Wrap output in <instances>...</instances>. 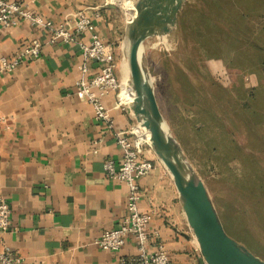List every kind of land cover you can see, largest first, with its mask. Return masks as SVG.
<instances>
[{"label":"crops","instance_id":"1","mask_svg":"<svg viewBox=\"0 0 264 264\" xmlns=\"http://www.w3.org/2000/svg\"><path fill=\"white\" fill-rule=\"evenodd\" d=\"M13 1L56 23L72 24L85 9L93 15L95 30L117 51V5H107L106 0ZM122 1L129 15L134 3ZM50 37L46 27L27 18L0 28V57L18 55L35 39L42 46L38 56H24L18 66L0 74V195L11 208V227L0 231V251L9 249L19 264H121L138 253L135 237L118 251L94 240L127 217L129 186L109 177L104 161L111 157L119 166L123 148L116 133L137 119L116 106V91L103 97L111 122L97 119L93 104L77 93L84 62L79 43H52ZM89 38L87 32L84 39ZM97 68L90 61L87 77ZM117 74L121 79L118 69ZM121 95L129 104L126 88ZM147 154L155 168L140 179V208L153 212L150 231L159 233L152 234L148 249L164 246L170 264H202L199 242L171 174L150 151Z\"/></svg>","mask_w":264,"mask_h":264},{"label":"rangeland","instance_id":"2","mask_svg":"<svg viewBox=\"0 0 264 264\" xmlns=\"http://www.w3.org/2000/svg\"><path fill=\"white\" fill-rule=\"evenodd\" d=\"M118 8V70L131 105L138 94L130 69L129 84L122 72L129 15ZM142 56L167 135L205 181L228 233L264 259V0H186L170 31L143 38ZM136 125L152 144L144 114Z\"/></svg>","mask_w":264,"mask_h":264},{"label":"built area","instance_id":"3","mask_svg":"<svg viewBox=\"0 0 264 264\" xmlns=\"http://www.w3.org/2000/svg\"><path fill=\"white\" fill-rule=\"evenodd\" d=\"M132 1L136 2V0ZM106 4L118 6L124 3L122 0H106ZM20 18L30 19L34 24L46 27L51 33L50 42L52 43L60 40L79 43L84 62L80 66L83 76L76 84L77 93L93 104L97 119L106 123L111 122L103 97L112 91L117 92L116 106L132 112L130 106L122 100V83L117 74L119 63L116 46L113 42L103 39L95 30L93 15L84 9L76 14L72 24L68 20L56 23L40 15L32 14L19 2L0 0V28L12 27ZM87 32H90L88 41L84 39ZM41 47L40 41L35 39L18 55L1 56L0 74L18 66L24 56H38ZM90 61L96 62L98 68L87 77ZM3 119L4 116L0 111V120ZM116 136L117 143L123 148L122 160L117 166L114 158H107L104 161V170L109 177L123 181L129 186L127 217L116 227L104 230L95 238L94 243L104 249L118 251L126 244L128 238L133 236L137 239L139 251L135 256L122 259L121 264H170V255L164 246L159 245L155 251L148 249L152 234L159 233L150 231L153 212L140 208V201L144 195L140 179L149 175L155 168L154 158L147 154L151 151L148 148H152V145L142 139L136 124L127 130L117 132ZM10 227L11 208L4 196L0 195V231H8ZM19 263V258H16L9 249L0 251V264Z\"/></svg>","mask_w":264,"mask_h":264},{"label":"water","instance_id":"4","mask_svg":"<svg viewBox=\"0 0 264 264\" xmlns=\"http://www.w3.org/2000/svg\"><path fill=\"white\" fill-rule=\"evenodd\" d=\"M186 0H136L134 14L127 22L131 45L130 64L138 98L130 105L138 121L149 116L152 148L171 174L181 195L187 220L196 236L202 264H264V259L248 250L228 233L205 181L188 162L189 174L175 159L177 139L167 135V120L156 103L150 71L143 60L142 42L148 34L170 31ZM175 138V139H174ZM179 143V142H178Z\"/></svg>","mask_w":264,"mask_h":264},{"label":"bare ground","instance_id":"5","mask_svg":"<svg viewBox=\"0 0 264 264\" xmlns=\"http://www.w3.org/2000/svg\"><path fill=\"white\" fill-rule=\"evenodd\" d=\"M134 6H135V2H134V4H133V6H132V8H131V11H130V13H129V16H128V18H131L132 16H133V14H134ZM127 45H129V44H127ZM131 46V45H130ZM127 48V47H126ZM128 49V48H127ZM124 63H126V62H124ZM129 69H130V81H131V83H132V85H133V87L135 88V84H134V78H133V72H132V69H131V64H130V58H129V64H127L126 63V65H124L123 66V69H122V72H123V79H125L126 80V83L127 84H129L128 83V77H129ZM121 83H122V81H121ZM129 88V87H128ZM136 89V88H135ZM122 90H123V85H122ZM122 100H123V98H122ZM124 102H125V100H123ZM144 119H145V121H146V123L148 124V122H149V116L148 115H145L144 114ZM145 129H146V132H147V134L149 135V140H150V142L152 143V139H151V136H152V134H151V129L149 128V127H144ZM165 129H166V131L167 132H169V133H171L170 132V130H169V127H168V124H166V126H165ZM141 134H142V131H141ZM143 135V134H142ZM142 137V136H141ZM143 137H144V135H143ZM142 137V138H143ZM145 138V137H144ZM178 142V141H177ZM177 147V146H176ZM177 151H178V153H177V155L175 156V159H176V161L178 162V163H180L182 166H184L185 167V170H186V172L189 174V172H190V170L188 169V162L186 161V162H184V160H183V153L178 149V147H177Z\"/></svg>","mask_w":264,"mask_h":264}]
</instances>
